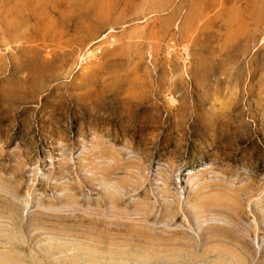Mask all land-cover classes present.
Returning a JSON list of instances; mask_svg holds the SVG:
<instances>
[{"label": "rangeland", "instance_id": "1", "mask_svg": "<svg viewBox=\"0 0 264 264\" xmlns=\"http://www.w3.org/2000/svg\"><path fill=\"white\" fill-rule=\"evenodd\" d=\"M0 264H264V0H0Z\"/></svg>", "mask_w": 264, "mask_h": 264}]
</instances>
